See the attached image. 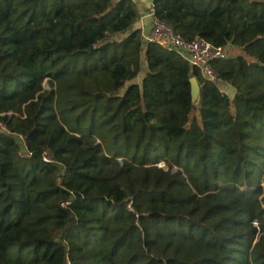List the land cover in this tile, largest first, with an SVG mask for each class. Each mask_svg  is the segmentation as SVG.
Returning <instances> with one entry per match:
<instances>
[{"label": "trees", "instance_id": "obj_1", "mask_svg": "<svg viewBox=\"0 0 264 264\" xmlns=\"http://www.w3.org/2000/svg\"><path fill=\"white\" fill-rule=\"evenodd\" d=\"M153 5L215 81L132 0H0V264H264V0Z\"/></svg>", "mask_w": 264, "mask_h": 264}, {"label": "built area", "instance_id": "obj_2", "mask_svg": "<svg viewBox=\"0 0 264 264\" xmlns=\"http://www.w3.org/2000/svg\"><path fill=\"white\" fill-rule=\"evenodd\" d=\"M149 15L152 17V22L149 32L143 36L145 43L156 44L169 52L177 53L188 62L190 67L197 69L204 79L216 80V74L211 64L215 60H224L228 57L224 48L215 47L201 38L185 41L173 31L170 25L154 16L153 4L149 7ZM0 129L7 131L1 123ZM14 138L19 146V156L24 159L30 158L32 154L28 151L25 139L19 134H15ZM41 159L46 164L54 162L53 155L48 149L41 151ZM158 167L164 168L165 165L160 162ZM66 205L67 203L63 204V206ZM127 209L131 210V202H128ZM65 264H70L68 259H66Z\"/></svg>", "mask_w": 264, "mask_h": 264}, {"label": "crops", "instance_id": "obj_3", "mask_svg": "<svg viewBox=\"0 0 264 264\" xmlns=\"http://www.w3.org/2000/svg\"><path fill=\"white\" fill-rule=\"evenodd\" d=\"M136 10L139 14V20L134 25L133 30L139 29L141 31L142 37L149 32L150 25L152 22V17L149 15V7L153 4V0H132ZM146 71V65L144 67ZM145 74V73H144ZM143 74V76H144ZM142 76V78H143ZM135 81V80H134ZM135 83V82H134ZM228 88L229 86L226 85ZM229 94L233 97L232 88L230 87Z\"/></svg>", "mask_w": 264, "mask_h": 264}, {"label": "rangeland", "instance_id": "obj_4", "mask_svg": "<svg viewBox=\"0 0 264 264\" xmlns=\"http://www.w3.org/2000/svg\"><path fill=\"white\" fill-rule=\"evenodd\" d=\"M122 37H124V36H122ZM238 51L236 50V49H229V51L227 52V56H230V55H233V54H235V53H237ZM145 61H144V59L142 58V61H141V72H140V74L138 75V77L135 79V81L134 82H136V83H139L140 84V82H141V80H142V76H143V74L145 73V69H144V67H145ZM145 75V74H144ZM46 87V86H45ZM221 89H222V92H224L229 98H232V96L229 94V91H230V87H226V85H221ZM232 93H234V91H233V89H232Z\"/></svg>", "mask_w": 264, "mask_h": 264}, {"label": "water", "instance_id": "obj_5", "mask_svg": "<svg viewBox=\"0 0 264 264\" xmlns=\"http://www.w3.org/2000/svg\"><path fill=\"white\" fill-rule=\"evenodd\" d=\"M189 82H190L192 102L195 103L198 100V96H199V84L195 78H191Z\"/></svg>", "mask_w": 264, "mask_h": 264}]
</instances>
